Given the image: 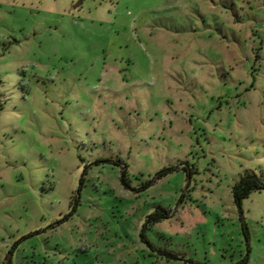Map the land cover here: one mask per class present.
<instances>
[{"label": "rangeland", "instance_id": "rangeland-1", "mask_svg": "<svg viewBox=\"0 0 264 264\" xmlns=\"http://www.w3.org/2000/svg\"><path fill=\"white\" fill-rule=\"evenodd\" d=\"M247 175L264 0H0V264H264Z\"/></svg>", "mask_w": 264, "mask_h": 264}, {"label": "trees", "instance_id": "trees-1", "mask_svg": "<svg viewBox=\"0 0 264 264\" xmlns=\"http://www.w3.org/2000/svg\"><path fill=\"white\" fill-rule=\"evenodd\" d=\"M121 185L129 189L126 179V172L123 171L120 178ZM264 191V182L254 175H247L241 178L232 188V197L238 209L241 208L242 201L253 192ZM143 238V233L141 234Z\"/></svg>", "mask_w": 264, "mask_h": 264}, {"label": "water", "instance_id": "water-1", "mask_svg": "<svg viewBox=\"0 0 264 264\" xmlns=\"http://www.w3.org/2000/svg\"><path fill=\"white\" fill-rule=\"evenodd\" d=\"M7 262H8V259H7Z\"/></svg>", "mask_w": 264, "mask_h": 264}]
</instances>
